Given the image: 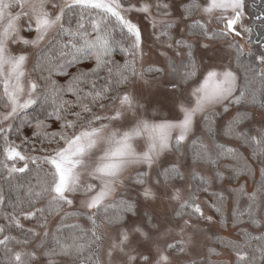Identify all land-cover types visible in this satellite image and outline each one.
<instances>
[{
    "label": "snow or ice",
    "instance_id": "snow-or-ice-1",
    "mask_svg": "<svg viewBox=\"0 0 264 264\" xmlns=\"http://www.w3.org/2000/svg\"><path fill=\"white\" fill-rule=\"evenodd\" d=\"M172 6L169 0H142L138 4L131 0H0V125L7 124L0 127L4 141L0 166L11 176L25 172L29 162L36 165V183L29 181L23 196L19 189L24 185L16 186L12 212L4 214L7 223L0 225L5 264H35L37 259L45 264H218L212 259L221 255L212 246L216 243L236 251L241 264H264V234L253 235L242 228L244 244L218 238L199 227L200 221L212 224L213 218L205 216L196 203L199 193L206 192L224 228L231 221L233 227L245 225L254 232L264 229V125L257 129L258 136L251 135L250 130L241 131L240 126L252 122L253 117L239 109L222 122L233 105H251L264 113V53L256 57L258 63L242 60L243 47L229 43L228 47L236 50L237 66L244 70V85L236 95L237 74L229 67L214 66V62L204 66L201 73L196 45L183 35L173 42L171 30L201 12L208 20L189 24V36L225 40L231 34L251 33L252 29L242 23L245 0H206L203 4L189 0L181 3L179 17L173 16ZM133 11L150 20L154 35L159 27L155 39L167 36L165 46L180 58L179 64L169 59L171 90L179 91L181 83L203 75L202 82L176 105L179 116L174 120L165 117L152 122L141 114L146 110L144 92L152 87L149 75L157 74L153 79L158 80L165 69H137L144 52L141 29L128 19ZM93 12L99 18L88 31L84 17ZM215 13H219L216 21L223 29L210 33L207 25ZM71 16L79 17L75 27ZM256 18L264 20V15ZM22 30L35 32V38L22 37ZM180 32L183 34L184 29ZM45 40L47 45L36 53L38 63L34 64V70L48 73L39 77L44 81L41 85L26 71L28 54H13L10 45L37 48ZM199 46L210 47L207 43ZM115 49L131 59L118 63L113 59ZM57 72L66 77L63 84L53 79ZM141 82L144 87L137 89ZM256 83L258 88L250 87ZM69 96L73 99L66 98ZM41 99H50L52 110L44 120L36 119L33 135L47 141L50 151L44 150L47 154L42 158L29 157L9 139L7 133L13 126L8 122L23 119L22 114ZM53 119L59 122V130L49 132L51 125L45 121ZM222 139L251 148V155L245 157ZM139 140L144 141L142 147ZM167 153L176 154L179 160L170 162ZM16 160L25 161L24 167L7 163ZM199 167L210 174L197 171ZM132 168L139 169L131 181L143 188L145 201L179 203L172 216L161 213L157 220L148 213L141 215L136 203L124 199L127 193L120 190L126 188L125 174ZM182 169L194 182L186 198L183 188L177 187L186 179ZM78 195L84 197L79 208L74 200ZM4 203L0 194V205ZM229 203L232 212L227 214ZM39 204L43 206L37 207ZM57 216L60 219L49 233L48 224ZM21 217L37 220L43 235L35 229H28L23 240L5 234L6 228L23 230ZM69 220H84L88 226L69 224ZM196 235L210 241L203 254ZM37 237L40 240L34 250L13 251V243L27 246ZM172 237L178 239L170 242ZM253 241L258 242L253 252H244V248H252Z\"/></svg>",
    "mask_w": 264,
    "mask_h": 264
},
{
    "label": "rangeland",
    "instance_id": "rangeland-1",
    "mask_svg": "<svg viewBox=\"0 0 264 264\" xmlns=\"http://www.w3.org/2000/svg\"><path fill=\"white\" fill-rule=\"evenodd\" d=\"M255 2L256 0H245V17L242 21L244 27H249L252 29L251 33H241V36H235L234 34H231L229 39L225 40H207L202 37L197 38L193 36L188 35V25L191 24L195 20H200L201 22H205L208 20V17L205 16L201 12L195 13L191 19L184 21L178 28H174L171 30V34L173 37V42L175 39H180L181 35H183V38L194 45H196L194 51L195 56L198 63L202 64L201 67V73L204 70V66H206L209 62H214V66L217 67H229L233 72L237 74L238 77V89L236 92V95L239 94L240 88L244 85V70L242 68H239L236 64V50L231 49L228 47L229 43H238L243 47L244 51V57L248 56L249 52L253 53V57L256 58L260 54L264 53V43L261 44L260 42H254L255 35L253 33V30L255 28V24L257 22V16L254 12V10L250 7L251 2ZM142 2V0H131V3L138 4ZM149 2H155V0H149ZM169 2L173 3V6L171 8V11L173 13L174 17H179L181 15V3H187L189 0H169ZM200 2L206 3V0H200ZM153 15H155V9H153ZM219 15V13L213 14L211 17V23L207 25L209 32L211 33L213 30L220 31L223 29V26L218 24L216 21V17ZM128 19L131 20L132 23L136 24L141 29L142 34V49L144 52V56L142 59V62L137 63V69H147L149 66L153 67H159L165 69V72L163 75H160V78L158 80L153 79L157 74L153 73L150 74L148 79L152 83V87L150 90H147L144 92L145 102H146V110L143 111L141 114L149 121L152 122H159L163 120L165 117L169 120H174L178 118L179 113L176 109V105L180 103L182 99L188 96V93L191 91L192 88L196 87L200 82L203 80V75L198 74V76L194 79V81H189L187 84L181 83L180 90L179 91H173L169 87V81L171 77L168 74V63L169 59L174 60L177 64H179L180 58L176 57L174 54L173 49H169L165 46V42L168 40L167 36H161L160 40L157 41L155 39V35H159L160 28L157 27L154 30L151 26L150 20L146 18L143 14L138 12H131L128 14ZM21 26L25 24V21H21ZM264 24V22H261ZM180 28L184 29L183 34L180 32ZM236 30L240 31V26H236ZM20 35L27 39H34L35 38V32H27V31H21ZM50 38V37H49ZM202 43H207L210 45L208 49H203L199 45ZM47 45V40H45L39 47L32 48V47H25L22 44H11L10 45V51L13 54H18L19 52L23 51L26 52L29 56V59L26 64V71L30 74V78L34 80L32 75V67L34 63V59L36 56V53L40 50V48H43ZM181 51H184L183 49ZM163 53V55H162ZM241 58V59H242ZM258 63V61H257ZM137 89L143 88V83L141 82L138 84ZM245 107L247 108V111L252 115L253 121L252 122H245V124L240 126L241 131L250 130L251 135L258 136L257 129L264 125V113L259 111L256 107L249 105L241 104V105H233L230 112L225 114L223 117L222 122H226L227 120H230L232 116H234L237 112V110H245ZM0 111H3L0 109ZM201 117L198 115L196 117L197 121V134L200 132V121ZM8 123L12 124V121H9ZM7 124L0 125V127H6ZM127 126V124L125 125ZM139 146H143L144 141L139 140L137 141ZM222 143H224L226 146L233 147L236 149H239V151L245 156L249 157L251 155V148L247 146H241V143L234 140H225ZM168 160L170 162H176L179 160V157L174 153H167L166 154ZM163 159V158H162ZM17 168H23L24 164H19L16 161H12ZM12 165L10 161V166ZM139 169L132 168L129 169V171L125 174L127 181H126V188L121 189L120 191H124L127 193L125 195L124 199L131 200L132 202L136 203L137 205V211L143 215L145 213L151 214L159 220V214L163 213L168 216H172L177 208L179 207V203L175 201H162L161 199H157L155 201H145L141 193L143 192V188L140 185L134 184L131 181V177L135 174L136 171ZM182 171H185V177L186 179L183 182H179L177 184V187H182L184 191L185 198L187 197L189 191L191 190V186L193 184V181L187 178V170L182 169ZM197 171L202 172L205 175H209L210 173L207 171V169L203 167H199ZM86 179V178H85ZM95 183V182H94ZM243 183V180L241 181ZM215 190V189H213ZM252 190L251 181H249L248 184V191ZM120 191L117 192V196L119 197ZM171 191V189H170ZM0 194H1V186H0ZM84 199L83 196H76L74 197V200L76 202V207L79 208L80 200ZM197 203L201 206L203 209L205 216H211L213 218L212 224H207L204 221L199 222V227L201 229H204L208 233L215 234L216 237H223L227 239H231L234 241H241V229L238 227H233L231 221L228 222L227 228H224L219 222L217 215L214 211V209L211 207L213 201L210 199V197L203 196L199 198ZM82 210V209H81ZM0 211H1V205H0ZM232 212V204H227V214H230ZM130 215V214H129ZM60 217H54L50 220L48 224V231L51 233V231L56 227L57 222L59 221ZM34 220V219H33ZM36 221V222H35ZM31 221V223H28L27 227L29 229H35L36 231H39L41 233V236L43 235V229L41 231L36 228V224L38 223L37 220ZM79 222L83 224L84 226L87 225V223L84 220L80 221H74L69 220L67 223H76ZM193 224H196L197 221L193 220ZM6 222L3 220H0V225H5ZM21 225H24V222H21ZM248 231L254 232L253 229L246 228ZM258 232V231H257ZM259 233V232H258ZM5 234H10V230L6 228ZM110 234H112L110 232ZM178 239V237H172L170 238V242L173 240ZM40 238L38 241L33 245H27V246H20L16 247V245L13 243L11 246L13 248V251H32L36 248V244L39 243ZM195 240L198 244L202 245L200 248V253L203 254L204 249L208 247L210 241H208L205 236L203 235H196ZM213 247L216 248L217 252L221 253V255H218L219 260L226 261L228 264H235L237 262L238 258L232 253L231 248L224 247L223 245L219 244H213ZM107 248V243H105V249ZM38 255V253H37ZM39 256V255H38ZM118 258V257H117ZM35 264H45L44 261L37 259Z\"/></svg>",
    "mask_w": 264,
    "mask_h": 264
},
{
    "label": "trees",
    "instance_id": "trees-1",
    "mask_svg": "<svg viewBox=\"0 0 264 264\" xmlns=\"http://www.w3.org/2000/svg\"><path fill=\"white\" fill-rule=\"evenodd\" d=\"M99 17L93 12L92 15H89L88 13L85 14L84 17V25H85V29H87L88 31H92V24L93 22L98 19ZM79 19L78 16H71V23L72 26L75 27L77 20ZM131 59V57H126L124 53H122L119 49H115L114 53H113V59L116 60L118 63L123 64L125 59ZM252 60L253 63H257L256 58H254L253 56L249 57H244L242 58V60ZM38 63L37 58L35 56L34 59V63H33V67H32V75L34 80H36L39 84L43 85L44 81L40 80L39 77L44 75H48V73L46 71H41L40 69H36L34 70V64ZM72 71H75V69H72ZM53 79H56L59 83L63 84L64 81L66 80V77L62 76L61 74H59V72H57L56 75L53 76ZM260 85L259 83L256 84H252L250 85V87L252 88H258ZM67 99H73L72 97H66ZM249 107V105H247ZM52 110V103L50 99H41L39 100L35 105H33L31 108L27 109L25 113L22 114L23 119L21 120H16L14 122H12V131L7 133L9 139L11 141H14L15 145L18 146L17 150L20 151L22 154L29 156V157H37V158H42L44 155L47 154L46 151L44 150H48L50 151V146L48 145L47 141H42L41 138H37L36 136L33 135L34 131H35V123H36V119L39 118L41 120H44L45 115L47 112ZM242 111H247V108L245 107V110ZM249 113V111H247ZM46 124H50L51 127L48 128L47 130L49 132H53V131H57L59 130V122L53 120H47L45 121ZM225 140H232V139H222L221 142L225 141ZM235 141V140H234ZM3 138L0 137V160L4 159L3 156ZM17 162L19 164H24L25 161L23 160H17ZM7 163L10 165V161H7ZM11 163L13 164V162L11 161ZM47 167V166H45ZM31 182L32 184L36 183V165L31 164L30 162L28 163V169L21 173V172H17V173H13L11 176H9L8 172L6 169H4L2 166H0V186H1V194L5 197V203L3 205H1V211H0V220H3L4 222H6L3 219V216L5 213H11L12 212V208H11V203H14L16 200V195H17V185H24V188L19 189V194L21 196H23L24 191L27 188L28 182ZM194 183V182H193ZM203 196H207L209 197L208 193L206 192H200L197 201L199 200V198L203 197ZM43 206L42 204L37 205V207ZM226 212H227V205H226ZM31 221H35L34 220H25L22 217L20 218V222H24V225L22 226V229H17L15 227H13L12 229H10V235L15 236L16 238L23 240L26 234V231L29 229L27 226L28 223H31ZM36 222V221H35ZM7 223V222H6ZM37 229H39L37 227V224L35 225ZM88 225H86L85 227H87ZM240 229L242 228H250L247 227L245 225H241L240 227H238ZM41 231V229H39ZM247 230V229H246ZM248 231V230H247ZM250 233H252L253 235H260V234H264V229L260 230V231H255V232H251L248 231ZM222 238L224 240H231V239H227V238H223V237H219ZM39 237H37L35 239L34 243H30L29 245H33L38 241ZM236 244H244L245 241L242 238L241 241H234L231 240ZM218 245V243H216ZM258 242L257 241H253L252 242V248H244L243 251L247 252L249 254H251L253 252V250L255 249V247L257 246ZM23 246V245H21ZM16 247H20L17 246ZM232 253L237 257L236 251H234L233 249ZM39 255V253H38ZM258 256V254H257ZM213 260L217 261L218 264H228L226 261L223 260H219L217 256H213L212 257ZM0 264H5V253L2 247H0ZM235 264H241V262H239L237 260V262H235Z\"/></svg>",
    "mask_w": 264,
    "mask_h": 264
},
{
    "label": "flooded vegetation",
    "instance_id": "flooded-vegetation-1",
    "mask_svg": "<svg viewBox=\"0 0 264 264\" xmlns=\"http://www.w3.org/2000/svg\"><path fill=\"white\" fill-rule=\"evenodd\" d=\"M250 7L254 10V12L258 15H264V2H261V0H256L255 2L250 3ZM261 22H264L262 19H258L255 28L253 30V33L255 35L254 42H260L261 44L264 43V24Z\"/></svg>",
    "mask_w": 264,
    "mask_h": 264
}]
</instances>
